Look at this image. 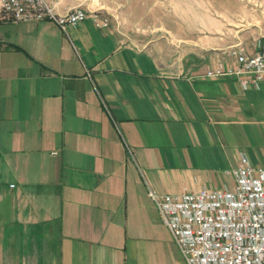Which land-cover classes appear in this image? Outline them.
<instances>
[{
    "label": "crops",
    "instance_id": "obj_1",
    "mask_svg": "<svg viewBox=\"0 0 264 264\" xmlns=\"http://www.w3.org/2000/svg\"><path fill=\"white\" fill-rule=\"evenodd\" d=\"M200 31L0 21V264H185L149 190L232 188L242 154L264 167V88L206 75L256 48Z\"/></svg>",
    "mask_w": 264,
    "mask_h": 264
},
{
    "label": "built area",
    "instance_id": "obj_2",
    "mask_svg": "<svg viewBox=\"0 0 264 264\" xmlns=\"http://www.w3.org/2000/svg\"><path fill=\"white\" fill-rule=\"evenodd\" d=\"M86 18L98 27L109 24L97 10L59 12L54 0H0V21L49 20L66 29ZM255 48L253 53L234 51L236 68L219 65L206 75L242 76L244 89L264 88V37ZM231 172L232 188L164 195L149 190L185 264H264V167L242 154Z\"/></svg>",
    "mask_w": 264,
    "mask_h": 264
},
{
    "label": "rangeland",
    "instance_id": "obj_3",
    "mask_svg": "<svg viewBox=\"0 0 264 264\" xmlns=\"http://www.w3.org/2000/svg\"><path fill=\"white\" fill-rule=\"evenodd\" d=\"M78 7L107 16L108 26L133 44L147 43L154 37L150 30L178 17L200 21L205 39L217 36L256 47L264 37V0H81Z\"/></svg>",
    "mask_w": 264,
    "mask_h": 264
}]
</instances>
